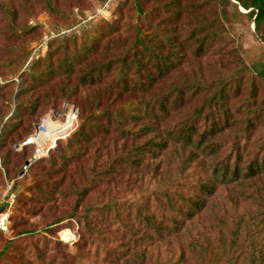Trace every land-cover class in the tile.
<instances>
[{
    "label": "trees",
    "instance_id": "obj_1",
    "mask_svg": "<svg viewBox=\"0 0 264 264\" xmlns=\"http://www.w3.org/2000/svg\"><path fill=\"white\" fill-rule=\"evenodd\" d=\"M43 1L51 13H57L52 0ZM136 1V13L144 16L151 30L146 33L137 27L132 43L124 44L125 49L118 54H100L102 57L97 58L98 34L84 33L73 41L63 36L55 38L63 39L59 42L53 37L48 39L50 46L42 64L34 58L28 61L31 54L27 50L11 52L0 64L1 79L16 76L18 80L0 85V148L1 143L13 142L14 138L19 140L24 135L21 144L32 136L29 128L42 106L56 109L64 100L74 101L79 109L78 126L63 145L57 146V151L50 153L56 159L50 155L44 158L51 167L43 175H59L49 183L51 190L37 189L35 184L36 193L28 191V200L19 201L21 208L28 214L38 213L45 203L56 200V188L66 180L73 196L66 217L76 220L87 237L102 242V251L115 264H264V134L260 144L247 145L264 114V63L248 67L238 60V68L229 74L221 65L207 83L200 63L194 62L195 68L187 77L177 75L180 77L169 80L167 76L178 71L187 55V44L193 46L189 53L195 59L204 56L211 33L216 38L223 29L219 12H225L216 10V22L199 23L183 37L178 30L183 9L179 0H152L153 6L146 12L142 3L148 0ZM225 1L236 11H245L256 37L264 43V0ZM198 8V3L190 4L188 11ZM154 9L161 11L162 19L155 24L153 17L158 13ZM0 11L9 17L13 29L14 9L0 1ZM34 29L35 24L29 20L19 28V34L27 35ZM205 29L209 33H204ZM55 41L53 51L60 54L52 61ZM71 78L75 83H70ZM244 78L248 84L246 96L238 105H230L229 94H239ZM258 90L263 91L261 97L256 95ZM79 91L87 92L84 96L88 107L76 99ZM199 93L200 104L177 127L161 124L162 119L183 109ZM242 112L241 128L229 130L223 137L235 114ZM223 143L229 145L225 153L220 152ZM30 147L33 146H23L21 151ZM6 153L7 156L9 152ZM6 159L3 157V164ZM40 162L42 159L31 156L25 164L31 167ZM133 171L138 196L134 193L128 199L112 196L103 204L85 203V198L102 183L112 184ZM77 172L83 176L78 186L74 178ZM142 173H147L148 178ZM219 188L226 190L225 207L217 215L210 210L215 223L202 224V233L193 238L188 226L207 212L208 205L217 206ZM16 191L14 183L8 195ZM226 204L230 210H226ZM7 205L8 201L0 204V215ZM65 219L62 216L51 221L47 229ZM31 232L20 230L16 235ZM184 234L193 239L187 245L179 243L178 254L151 261V249L180 242ZM109 242L113 245L108 247ZM13 244H4L0 259L8 252L16 253ZM33 249L36 264H49L42 261V249Z\"/></svg>",
    "mask_w": 264,
    "mask_h": 264
},
{
    "label": "rangeland",
    "instance_id": "obj_2",
    "mask_svg": "<svg viewBox=\"0 0 264 264\" xmlns=\"http://www.w3.org/2000/svg\"><path fill=\"white\" fill-rule=\"evenodd\" d=\"M5 4H9L15 12L13 29L10 27L9 17L4 11H0V64L9 57V55L17 53L19 50H27L29 52V59L34 58V61H39L42 64V59L46 55L50 43H46V49L42 48L43 36L49 32H54V37L63 36L66 39L73 41L76 37H81L84 33H88L90 36L98 34L97 38V58L101 54H118L121 50H124V44L130 45L134 40L135 29L141 26L146 33L150 32L149 25L146 24L144 16L136 13L135 2L136 0H52V5L55 7L57 13H51V10L46 7L43 0H0ZM51 1V0H50ZM161 2H167L168 0H160ZM183 7L179 18L178 30L184 37L188 29H192L199 25H206L207 23L216 22L215 12L216 10L224 11L225 14L219 12V21L223 28L216 38L211 35L208 38L207 45L205 47L204 56L195 59L190 55V51L193 46L187 44V55L185 56L182 64L178 71H174L167 77L169 80L177 79L182 75L187 77L192 69L195 68V63H200L204 79L207 83L211 80V73L218 70L221 65L225 74H229L235 71L238 66L237 64L243 62L248 67H252L257 63H264V43L256 37L253 26L245 16V11L238 8L236 11L231 5L226 3L225 0H179ZM198 3L199 8L194 12H189L188 8L190 4ZM154 2L152 0L144 1L142 3L144 11H148ZM108 9L109 16L105 18L103 15L96 13L99 8L106 6ZM78 10V12H77ZM158 13L157 16L153 17V23L161 21V11L154 9ZM76 13L77 16L75 15ZM29 20H32L35 24V29L27 34H19V28L24 27ZM83 21V22H81ZM74 22L73 24H71ZM219 22V23H220ZM114 27L115 30L109 26ZM206 30V31H205ZM203 32L207 33L208 29ZM62 31L66 33L61 34ZM202 32V33H203ZM209 33V32H208ZM51 38H49V41ZM59 42L60 38L55 39ZM53 42L51 52V60L54 61L56 55L60 53L55 50L57 42ZM69 44V43H68ZM70 46V44H69ZM48 47V48H47ZM100 55V56H101ZM102 57V56H101ZM193 57V58H192ZM240 62H237V61ZM28 63V62H27ZM18 82L16 76H8L5 79L0 78V85L8 81ZM70 83H75L74 78H71ZM247 78L242 80L239 94L235 97L231 93L229 94L230 99L228 103L230 105H238L240 100L246 96ZM52 93L57 95L55 88H51ZM84 94L86 91H79L76 95V99L80 101L83 106L88 107L89 101L86 99ZM258 97L263 95V91L258 90ZM201 93L196 95L190 102L186 103L183 109L178 110L176 113H170V116L162 119L161 124H168L170 127H177L179 121L187 117V113L190 114L193 107L200 104ZM74 107L76 119L74 121V131L79 119H77V113L79 111L77 103L74 101H59L56 109H46V106H42L38 109L36 117L33 119L36 121L33 126L29 128L33 131L32 134L37 131V144L32 145L33 147L24 148L21 151V144L24 135L18 140L14 138L13 142L7 141L6 144H2L0 148V204L8 201L7 208L3 215H7L8 222L6 223V230L0 231V249L6 242H15L13 249H16V253L8 252L6 256L0 259V264H13L18 260L29 261V264H36L34 247L42 249L43 262L49 264H115L112 257L107 258L105 252L102 251V242L99 240H93L86 236V234L80 229L79 224L76 220L68 219L66 215L70 213L71 206L73 203V196H70L71 186L66 180L56 188L54 202L45 203L42 210L36 214H28L25 209L21 208L19 201L28 200L29 192L36 193L37 189L43 191L51 190L49 183L55 180L59 175H43V171L51 167V163L44 160L48 155L55 160V156L50 154L51 151H57L59 145H63L68 136L65 139H59L51 147L48 140L52 137L53 129L56 126L62 127L64 130L67 126L71 125L69 117L73 116V112L69 106ZM66 106V107H65ZM13 109V105H9ZM65 107V108H64ZM64 109V110H63ZM63 123H51L48 117L50 114H57L62 112ZM235 119L232 126L223 132V137L228 136L229 130H237L242 126L243 112L235 114ZM36 118V119H35ZM78 122V123H77ZM45 123L49 125V128L43 130L42 128ZM198 124H202L198 122ZM32 129V130H31ZM52 130V131H50ZM51 134V135H50ZM69 134V135H70ZM264 134V114L262 120L256 124L254 131L248 138V146L252 147L260 144L263 140L262 135ZM49 135V136H48ZM21 136V135H20ZM41 139L44 140L41 142ZM241 143H243L241 141ZM229 148L228 144L223 143V147L220 152L225 153ZM9 154L6 156V152ZM20 155V156H19ZM32 156L34 160L42 159L39 164L27 167L24 169V164ZM3 157H7L6 164H3ZM84 162V160L82 161ZM174 162V161H173ZM171 163L170 170H172ZM85 167V164H84ZM144 178H148L147 173H142ZM74 175V174H73ZM135 176V172L125 173L123 178L119 177L112 183H102L94 192L90 193L85 198V203L95 204L96 202L105 203L110 197L115 196L120 199L131 198L134 193L139 195L137 186L133 184L132 179ZM127 177V179H126ZM76 179V186L83 183V176L79 175L78 172L74 175ZM122 179V181H121ZM14 183L17 184V191L14 194L8 195L10 186ZM38 183V184H37ZM37 185V189L33 186ZM146 186V183L143 187ZM215 198L216 207L208 205L207 212L201 213L199 219L195 221L190 227L188 226L187 231L189 234L195 236L199 235L203 231V226L208 223H215L214 216L210 215L209 211L214 210V215L220 214L225 201L226 190L219 188ZM16 196V197H15ZM227 209L230 210L226 204ZM81 212V211H80ZM64 216L66 218L62 222L47 229V225L51 221ZM219 225V224H217ZM8 227V228H7ZM113 228L115 225L113 224ZM31 229L32 232L28 235L17 236L16 233L20 230ZM59 229H62L59 231ZM186 234L182 235L180 242L177 240L172 242L168 246L155 247L151 249L148 256L151 257V261L155 262L157 259L164 260L170 255H176L179 252V243L184 245L192 240L187 239ZM60 243L56 244V240ZM113 242L108 243V247L112 246ZM20 255L17 259L16 255ZM38 264V262H37ZM146 264V263H145Z\"/></svg>",
    "mask_w": 264,
    "mask_h": 264
},
{
    "label": "built area",
    "instance_id": "obj_3",
    "mask_svg": "<svg viewBox=\"0 0 264 264\" xmlns=\"http://www.w3.org/2000/svg\"><path fill=\"white\" fill-rule=\"evenodd\" d=\"M100 10H98L96 13L98 14H101L103 15L105 18H107L109 16V13H108V9H107V5L106 6H102L101 8H99ZM83 22V21H81ZM50 33V36H48V34L44 35L43 36V39H42V48L43 49H46V43H47V40L51 37H54V32H49ZM66 33V31H62L61 34H64ZM66 106H69V105H66ZM65 106V107H66ZM64 107V108H65ZM69 108H71L72 112H73V117H72V121H71V125L67 126L64 130H62L61 132H63V134H60L58 135L55 139V141L53 142V144H51V147L55 144V142L59 139H65L67 136H69L70 132L73 130V127H74V121L76 119V115H75V109L74 107L72 106H69ZM64 110V109H63ZM63 110L62 112L60 113H57V114H50V117L49 120L51 121L52 124H54V122L56 123H63V118L61 117L60 118V115L63 113ZM38 126H35L36 127V133L33 134L32 136L28 137L24 142H22L21 144V148L23 146H31V145H35L37 144V141L39 140V138H37V131H38ZM62 129V128H60ZM28 166V164H25L24 165V169H26ZM7 215H0V227L3 229V230H6V223H7Z\"/></svg>",
    "mask_w": 264,
    "mask_h": 264
},
{
    "label": "bare ground",
    "instance_id": "obj_4",
    "mask_svg": "<svg viewBox=\"0 0 264 264\" xmlns=\"http://www.w3.org/2000/svg\"><path fill=\"white\" fill-rule=\"evenodd\" d=\"M72 117H73V116L69 117L68 120H71ZM42 128H44L43 130H46L47 128H49V125H48L47 123H45V125H44ZM60 128H62V127H60V126H56V128L53 129V131L50 130V131L53 132L52 137L50 138V140H48V141L50 142V144H53V142L56 140L55 138H56L58 135L63 134V132H61L62 129H60ZM50 135H51V134H50ZM48 136H49V135H48ZM43 141H44V140L41 139V142H43Z\"/></svg>",
    "mask_w": 264,
    "mask_h": 264
}]
</instances>
